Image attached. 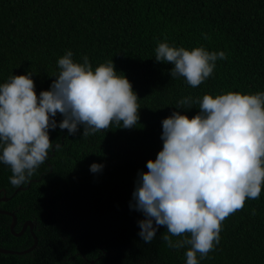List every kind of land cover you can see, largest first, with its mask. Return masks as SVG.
I'll list each match as a JSON object with an SVG mask.
<instances>
[{
  "label": "trees",
  "instance_id": "16d2710c",
  "mask_svg": "<svg viewBox=\"0 0 264 264\" xmlns=\"http://www.w3.org/2000/svg\"><path fill=\"white\" fill-rule=\"evenodd\" d=\"M164 42L224 51L227 59L217 60L212 76L193 88L183 77L171 78L173 65L155 61ZM68 50L75 63L87 56L93 71L112 60L138 96L140 119L132 129L113 126L87 139L82 126L75 135L59 127L49 131L60 150L49 152L16 196L18 204H40L49 227V235H41L43 248L48 240L60 253L67 250L61 258L52 255L51 264H186L187 247L165 245L166 227L151 244L143 242L137 222L144 216L130 209L132 193L138 173L147 172V162L163 148L162 121L173 111L190 119L198 113L197 104L177 110L180 99L264 92V0H0V84L31 72L39 96L50 89ZM62 119L55 117L57 124ZM93 163L104 165L102 172L91 173ZM11 175L0 163V189L13 187ZM67 224L79 236L62 250L56 239ZM221 228L208 258L197 255L199 264H264V186L259 199H247ZM9 261L28 264L26 255Z\"/></svg>",
  "mask_w": 264,
  "mask_h": 264
},
{
  "label": "clouds",
  "instance_id": "9594fccd",
  "mask_svg": "<svg viewBox=\"0 0 264 264\" xmlns=\"http://www.w3.org/2000/svg\"><path fill=\"white\" fill-rule=\"evenodd\" d=\"M204 39H210L206 33ZM71 50L58 59L59 74L47 91L35 92L32 73L11 75L0 84V163L10 167L9 183L30 182L37 169L60 150L49 131L59 127L75 135L83 127L87 139L111 127L132 129L138 124V96L112 60L93 71L87 56L75 63ZM224 51L159 43L155 61L173 65L172 79L183 77L196 88L212 76ZM199 106L191 119L180 111L162 121L163 148L138 173L130 209L143 214L138 235L151 244L160 227L165 245L185 252L186 264L208 258L220 240L222 222L242 210L247 199H259L264 186V92L205 94L177 102L176 109ZM63 119L57 124L55 117ZM93 163L90 172H102ZM256 210L252 209V215ZM179 238V239H173Z\"/></svg>",
  "mask_w": 264,
  "mask_h": 264
},
{
  "label": "flooded vegetation",
  "instance_id": "af4514ba",
  "mask_svg": "<svg viewBox=\"0 0 264 264\" xmlns=\"http://www.w3.org/2000/svg\"><path fill=\"white\" fill-rule=\"evenodd\" d=\"M20 191L19 188L13 187L0 189V215L4 216H0V250L4 251L0 252V264H11L9 261L11 256L24 255L27 257L28 264H51L52 255L55 254L61 258L67 250L60 253L58 246L49 247L48 240H44L48 247L43 248L41 235L43 231H48L49 235V227L43 224L45 220L41 217L40 204L31 206L23 201L18 204L20 199L16 195ZM61 229L59 243L58 238L56 242L62 250L64 243L68 249L70 241L77 244L79 234L76 233L75 227L70 228L67 224L61 226ZM51 239L53 236L49 237V240ZM29 249H31L29 252L23 253ZM73 250L75 255L79 256V251L76 248Z\"/></svg>",
  "mask_w": 264,
  "mask_h": 264
},
{
  "label": "water",
  "instance_id": "95a60500",
  "mask_svg": "<svg viewBox=\"0 0 264 264\" xmlns=\"http://www.w3.org/2000/svg\"><path fill=\"white\" fill-rule=\"evenodd\" d=\"M31 249H29V250H27V251H25V252H23V253H27V252H29ZM0 252H4V251H1L0 250ZM23 253H19V254H23ZM90 264H95L94 262H90Z\"/></svg>",
  "mask_w": 264,
  "mask_h": 264
}]
</instances>
